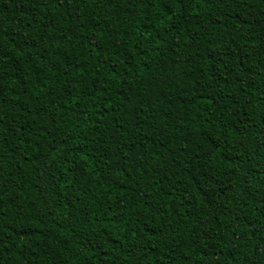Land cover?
I'll list each match as a JSON object with an SVG mask.
<instances>
[{"label":"trees","instance_id":"1","mask_svg":"<svg viewBox=\"0 0 264 264\" xmlns=\"http://www.w3.org/2000/svg\"><path fill=\"white\" fill-rule=\"evenodd\" d=\"M0 264H264V0H0Z\"/></svg>","mask_w":264,"mask_h":264}]
</instances>
